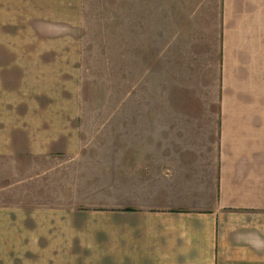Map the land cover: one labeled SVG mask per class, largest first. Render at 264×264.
<instances>
[{
  "label": "rangeland",
  "instance_id": "rangeland-1",
  "mask_svg": "<svg viewBox=\"0 0 264 264\" xmlns=\"http://www.w3.org/2000/svg\"><path fill=\"white\" fill-rule=\"evenodd\" d=\"M85 1L78 36L0 37V110L54 151L0 155V202L42 208L0 211V254L26 264L101 252L82 223L200 175L221 111L264 140V69L222 68L253 58L221 52L220 0Z\"/></svg>",
  "mask_w": 264,
  "mask_h": 264
},
{
  "label": "crops",
  "instance_id": "crops-1",
  "mask_svg": "<svg viewBox=\"0 0 264 264\" xmlns=\"http://www.w3.org/2000/svg\"><path fill=\"white\" fill-rule=\"evenodd\" d=\"M85 3L0 0V37L78 36ZM219 23L221 52L250 53L253 58L240 62L247 63L242 66L221 60L222 68L264 69V0H220ZM220 114L211 142L214 152L191 163L200 175L166 181L161 188L168 190L167 200L151 198V204H141L136 198L134 206L104 215L101 223H82L86 239L92 235V246L101 252L72 253L58 263L264 264V140L255 136L262 128L249 125L250 133L244 134V124L237 121V116H252L254 111ZM34 139L27 137L24 126L15 130L10 110H0V155L54 152L35 141L26 143ZM17 199L22 202H0V211L14 218L26 217V209H42L26 207L25 194ZM0 264H26V255L0 254Z\"/></svg>",
  "mask_w": 264,
  "mask_h": 264
}]
</instances>
